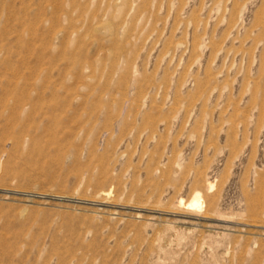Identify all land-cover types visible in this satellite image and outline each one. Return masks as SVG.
<instances>
[{"label": "rangeland", "instance_id": "obj_1", "mask_svg": "<svg viewBox=\"0 0 264 264\" xmlns=\"http://www.w3.org/2000/svg\"><path fill=\"white\" fill-rule=\"evenodd\" d=\"M0 264H264V0H0Z\"/></svg>", "mask_w": 264, "mask_h": 264}, {"label": "bare ground", "instance_id": "obj_2", "mask_svg": "<svg viewBox=\"0 0 264 264\" xmlns=\"http://www.w3.org/2000/svg\"><path fill=\"white\" fill-rule=\"evenodd\" d=\"M110 10V9H109ZM245 55V54H244ZM211 77V76H210ZM204 183V182H203ZM258 184V183H257ZM206 188H207V190L208 191H210V190H212L213 189V184L211 183V182H209V181H206ZM196 190V189H195ZM206 190V189H205ZM206 190V191H207ZM196 192V191H195ZM198 192V191H197ZM101 194V193H100ZM195 194V193H194ZM108 199V198H107ZM106 199V200H107ZM201 195L199 194V193H196L194 196H192V199L189 201V203H188V205H187V207L188 208H192V209H199L200 208V203H201ZM103 200V199H102ZM177 200V199H176ZM179 200H180V198H179ZM178 201V200H177ZM183 201L184 200H180V201H178L179 202V207H181L182 206V204H183ZM209 202V201H208ZM178 205V204H177ZM184 205V204H183ZM209 205H210V203L208 204V209H209ZM186 206V205H185ZM185 206H182V207H185ZM210 209H211V207H210ZM210 209H209V211H210ZM159 212V211H158ZM164 212V211H163ZM161 214V213H160ZM207 219V218H206Z\"/></svg>", "mask_w": 264, "mask_h": 264}]
</instances>
